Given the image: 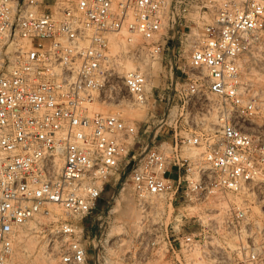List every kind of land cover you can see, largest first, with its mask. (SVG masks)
I'll return each instance as SVG.
<instances>
[{
	"label": "built area",
	"instance_id": "1",
	"mask_svg": "<svg viewBox=\"0 0 264 264\" xmlns=\"http://www.w3.org/2000/svg\"><path fill=\"white\" fill-rule=\"evenodd\" d=\"M171 31L189 56L172 98L149 74ZM262 31L264 0H0V264H91L124 247L85 223L106 194L107 218L123 194L137 212L124 264H261L243 199L264 190V135L240 59ZM120 56L134 68L119 74ZM123 91L151 112L141 134L96 111L119 110Z\"/></svg>",
	"mask_w": 264,
	"mask_h": 264
},
{
	"label": "rangeland",
	"instance_id": "2",
	"mask_svg": "<svg viewBox=\"0 0 264 264\" xmlns=\"http://www.w3.org/2000/svg\"><path fill=\"white\" fill-rule=\"evenodd\" d=\"M172 34V31L168 33L169 42L166 45L164 52L160 55L158 60H154L152 62L153 66L149 69V74L151 77L150 82L152 87L165 89L164 96H171V98L174 95V88L178 89L182 84L185 83V75L182 73V69L183 67H185L187 70L189 61L188 53H186V47L184 45H181L179 42V34H177V36H174V40L176 41V43L174 49H172V43L174 41L172 40ZM119 40H121L120 37H114L113 39H111L110 51L112 55H117L120 51V48L117 46V42ZM120 58V64L117 69L119 74H123L124 72L133 69H129L128 67L129 65H133V67L135 66L134 61L130 57L120 56ZM240 62L242 74H248L247 76L243 75V78L245 79L246 77V79L252 80L255 85L257 84L256 88L259 93L257 105L259 106V111L254 117V124L255 130L264 135V85L261 84V82L264 80V31L260 32L254 37L250 52L243 55L240 59ZM249 74L251 75L250 77H248ZM121 97L124 99V102L119 110L110 109L96 111L104 114H118L122 119L130 123H134L138 127L139 133L141 134V128L143 127L144 123L151 120V112L147 111L146 109H138L133 106L131 104L132 101L130 99V96H128L126 92L123 91ZM165 103L166 102L164 101V105H162L157 102L156 105L152 106V108L156 110L159 115H161L165 111ZM176 104L181 107V103L175 100L171 101L168 109L175 106ZM208 120L211 121L212 118H209ZM162 140H169V133L165 132L161 134L158 137L157 142H161ZM192 152L199 153L201 152V149L195 147L192 149ZM169 175L170 177H175V169H171ZM106 197L107 194L102 198L100 203L101 205L99 206L98 211L94 213V216L89 218L85 223L87 225L94 226L93 231L94 235H97V240L105 239L106 237H108L109 239H111V241H113L115 240V237L119 236L124 247L116 246L115 244L108 245L105 246L104 249L99 248L97 256L96 254H94V251H92L90 253L91 264H124L120 260L119 256L122 255L124 251H126V248L130 243L129 232L133 222L132 219H130L131 222H127V224H125L126 222H123L122 220H126V218H124L120 214V210L126 208L128 205L130 208H135L134 202L130 195L123 194L121 197H119V201H117L116 203H114V201L111 202V204L109 205V209H113V212L110 217L107 218V212H105V215L101 214L102 205L106 200ZM243 200H246L247 202L251 214V220L258 223L264 229V190H258L254 195H248L244 197ZM52 207L53 206H50L49 209L51 212H54V210H52ZM57 209V211H59L58 207ZM105 210L107 211V209ZM54 214L56 216L58 214L61 215V212H54ZM38 218L44 221L47 220V218L43 216H39ZM127 220H129V218ZM31 225L33 226V223H31ZM116 227H120L121 230ZM26 248L30 250H33L35 248L33 239L27 240ZM261 264H264V258Z\"/></svg>",
	"mask_w": 264,
	"mask_h": 264
},
{
	"label": "bare ground",
	"instance_id": "3",
	"mask_svg": "<svg viewBox=\"0 0 264 264\" xmlns=\"http://www.w3.org/2000/svg\"><path fill=\"white\" fill-rule=\"evenodd\" d=\"M153 66V65H152ZM129 67V69H132V68H134L133 67V65L131 66V65H129L128 66ZM120 70V69H119ZM242 75H245V76H247L246 74H242ZM251 75L249 74V76L248 77H250ZM260 78V77H259ZM258 78V79H259ZM245 79H246V77H245ZM258 81H260V80H258ZM260 84V83H259ZM261 84H263L264 85V80L261 82ZM257 85V84H256ZM264 88V87H263ZM264 91V90H263ZM259 94V93H258ZM261 96H263V95H261ZM262 106V105H261ZM128 204V203H127ZM52 210H54V212H59V211H57L58 209H57V207L56 206H53L52 207ZM121 212H120V214L124 217V218H126V220L124 219V220H122L123 222H126L125 224H127V222L129 223V222H131L130 221V219H132V222H134L135 220H136V218H137V212H136V210H135V208H133V207H129V205L126 207V208H124V209H121L120 210ZM54 212L52 211L51 212V214H50V216H49V218H55L56 217V213L54 214ZM61 212V211H60ZM129 218V220H127ZM116 228H119L120 230H121V228H122V226H121V228L120 227H116ZM116 228H115V230H116ZM119 229H117V230H119ZM123 230V229H122Z\"/></svg>",
	"mask_w": 264,
	"mask_h": 264
}]
</instances>
